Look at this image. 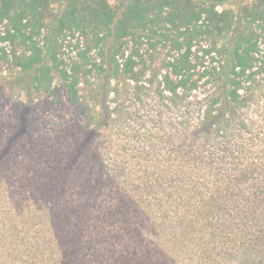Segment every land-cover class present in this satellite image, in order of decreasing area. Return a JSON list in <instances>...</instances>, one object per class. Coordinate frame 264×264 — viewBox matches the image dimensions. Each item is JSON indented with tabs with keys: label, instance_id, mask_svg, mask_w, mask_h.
<instances>
[{
	"label": "trees",
	"instance_id": "1",
	"mask_svg": "<svg viewBox=\"0 0 264 264\" xmlns=\"http://www.w3.org/2000/svg\"><path fill=\"white\" fill-rule=\"evenodd\" d=\"M220 3L0 0V87L17 90L0 264H264V139L244 116L264 74V0ZM156 79L172 133L114 139L121 100ZM42 114L64 118L47 133L64 143L34 142Z\"/></svg>",
	"mask_w": 264,
	"mask_h": 264
},
{
	"label": "rangeland",
	"instance_id": "2",
	"mask_svg": "<svg viewBox=\"0 0 264 264\" xmlns=\"http://www.w3.org/2000/svg\"><path fill=\"white\" fill-rule=\"evenodd\" d=\"M65 0H52L55 7H59ZM111 3H116L117 0H110ZM220 3L219 8L224 7H236L238 0H217ZM6 73L10 76V70L5 66ZM8 83L4 87H0V140L6 135L7 129V120L10 108L14 105L15 100L17 99V90L14 88V84L8 78ZM142 86L138 92L133 93L129 97L121 100L122 108H124L123 113H125L126 122L122 126L113 128L110 132L114 139H122V137H127L130 133L131 135L135 133V130L144 132L147 127L151 129V136L156 139L160 133L162 135H170L173 131V127L167 126L165 130H159V119L161 121H166V125H171V122H175L176 116L173 111H176V106L170 104L169 100L161 94V86L159 80L156 79L152 82H145L141 84ZM112 96V95H111ZM204 95L200 92H196L186 101L187 106L190 107L194 113L198 114V108L205 107L204 104ZM106 106V113H112L115 109L113 103H108ZM184 106L182 107V111ZM195 109V110H194ZM71 109H68L66 113L71 114ZM187 111V110H186ZM244 116L250 121L251 127L253 128V136L255 137L256 142L264 139V74L258 76L257 82L255 83L251 93L249 94V99L246 102L244 107ZM40 121L42 122V135L40 139L34 142L39 143L40 145L57 142H65V136H60L56 134H47L50 133L51 129H54L55 123L57 121H64V118H56L50 116H44V114L39 116ZM69 139V138H68ZM25 143H32L31 139L24 141ZM68 143V142H67ZM58 145V144H57ZM24 148H18L16 153H23ZM39 152L35 150L34 155H37ZM29 154V153H28ZM27 154V155H28Z\"/></svg>",
	"mask_w": 264,
	"mask_h": 264
}]
</instances>
